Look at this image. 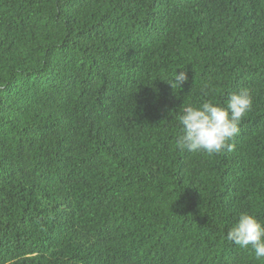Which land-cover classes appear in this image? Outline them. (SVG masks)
Instances as JSON below:
<instances>
[{
	"label": "trees",
	"instance_id": "1",
	"mask_svg": "<svg viewBox=\"0 0 264 264\" xmlns=\"http://www.w3.org/2000/svg\"><path fill=\"white\" fill-rule=\"evenodd\" d=\"M241 87L231 152L175 148L183 104ZM240 212L264 223V0H0V264H264Z\"/></svg>",
	"mask_w": 264,
	"mask_h": 264
},
{
	"label": "clouds",
	"instance_id": "2",
	"mask_svg": "<svg viewBox=\"0 0 264 264\" xmlns=\"http://www.w3.org/2000/svg\"><path fill=\"white\" fill-rule=\"evenodd\" d=\"M177 67L168 82L172 89L187 83L185 71L177 73ZM208 95L207 92L204 93ZM253 98L251 90L241 87L229 92L224 104L211 99L199 103H185L179 114L180 131L175 136V148L190 153L204 152L209 155L231 152L232 139L238 135L242 119L251 111ZM225 240L240 248H251L257 259L264 258V223L248 212H240L225 233ZM20 257L7 260L6 264H19Z\"/></svg>",
	"mask_w": 264,
	"mask_h": 264
}]
</instances>
